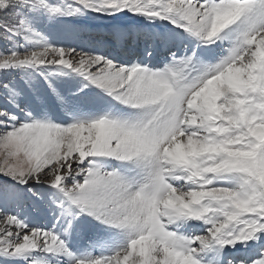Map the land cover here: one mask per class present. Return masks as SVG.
<instances>
[{
	"label": "snow or ice",
	"instance_id": "6c2138e0",
	"mask_svg": "<svg viewBox=\"0 0 264 264\" xmlns=\"http://www.w3.org/2000/svg\"><path fill=\"white\" fill-rule=\"evenodd\" d=\"M0 264H264V0H0Z\"/></svg>",
	"mask_w": 264,
	"mask_h": 264
},
{
	"label": "bare ground",
	"instance_id": "6f19581e",
	"mask_svg": "<svg viewBox=\"0 0 264 264\" xmlns=\"http://www.w3.org/2000/svg\"><path fill=\"white\" fill-rule=\"evenodd\" d=\"M102 33L103 32V30L102 29H97L96 28V31H95V27L92 29V33H93V36H95L96 35V33ZM98 37H100V36H98Z\"/></svg>",
	"mask_w": 264,
	"mask_h": 264
},
{
	"label": "rangeland",
	"instance_id": "374dc122",
	"mask_svg": "<svg viewBox=\"0 0 264 264\" xmlns=\"http://www.w3.org/2000/svg\"><path fill=\"white\" fill-rule=\"evenodd\" d=\"M97 29H98V28H97ZM102 30H103V29H102ZM95 31H96V28H95ZM94 37H96V38H100V37H102V36L98 37V36L95 35ZM86 38H87V37H86Z\"/></svg>",
	"mask_w": 264,
	"mask_h": 264
}]
</instances>
